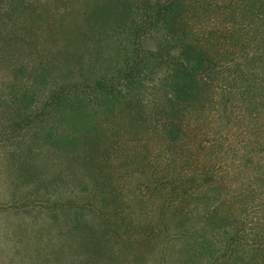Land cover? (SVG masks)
I'll use <instances>...</instances> for the list:
<instances>
[{"label": "trees", "instance_id": "obj_1", "mask_svg": "<svg viewBox=\"0 0 264 264\" xmlns=\"http://www.w3.org/2000/svg\"><path fill=\"white\" fill-rule=\"evenodd\" d=\"M0 174L7 264H264V0H0Z\"/></svg>", "mask_w": 264, "mask_h": 264}, {"label": "rangeland", "instance_id": "obj_2", "mask_svg": "<svg viewBox=\"0 0 264 264\" xmlns=\"http://www.w3.org/2000/svg\"><path fill=\"white\" fill-rule=\"evenodd\" d=\"M2 180L3 176L0 174V200H10L12 196L11 192L7 186L4 185L5 183H2ZM4 203L0 202V264H7V261L12 258L14 254L16 243L13 237V225L16 224L18 220L29 221L30 219L24 216V214H20L22 212L18 211L16 208L14 210L17 214H14L12 208L8 206L9 203Z\"/></svg>", "mask_w": 264, "mask_h": 264}]
</instances>
